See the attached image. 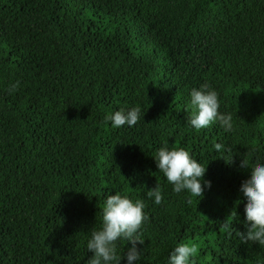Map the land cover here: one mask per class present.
<instances>
[{
	"label": "trees",
	"instance_id": "obj_1",
	"mask_svg": "<svg viewBox=\"0 0 264 264\" xmlns=\"http://www.w3.org/2000/svg\"><path fill=\"white\" fill-rule=\"evenodd\" d=\"M201 85L232 131L187 123ZM135 105V126L105 120ZM165 142L206 167L203 198L167 183ZM242 159L264 162V0H0V264H87L115 192L145 202L139 264H167L178 243L196 264H264V245L236 236Z\"/></svg>",
	"mask_w": 264,
	"mask_h": 264
},
{
	"label": "clouds",
	"instance_id": "obj_2",
	"mask_svg": "<svg viewBox=\"0 0 264 264\" xmlns=\"http://www.w3.org/2000/svg\"><path fill=\"white\" fill-rule=\"evenodd\" d=\"M16 85H12L14 89ZM190 105L193 114L187 123L195 130L208 128L218 123L225 132L234 129L233 114L221 112L220 100L216 90L207 85L190 90ZM145 113L142 106L135 105L130 108H121L105 116L113 128L122 126H135ZM220 150L221 143L214 145ZM157 168L172 185L176 193L187 192L189 197L203 198L206 189L211 188V181L204 180L206 167L183 147L169 148L167 142L161 146L154 157ZM233 160V158H232ZM231 160V161H232ZM242 168L250 170V178L242 182L240 192L246 200L244 208V224L246 231H237L236 236L241 243L253 242L264 245V162L257 159L250 164L242 159ZM147 195L155 204L163 200V192L159 184L148 189ZM201 200V199H200ZM189 203L191 199L189 198ZM145 202L142 199H133L128 195L115 192L107 195L102 210V223L99 228L91 231L86 240V249L92 253L87 264H139L141 252L136 244H143L142 232L148 222V215L144 211ZM121 240L131 244L121 252L118 245ZM197 246L189 243H178L169 253L167 264H196Z\"/></svg>",
	"mask_w": 264,
	"mask_h": 264
}]
</instances>
